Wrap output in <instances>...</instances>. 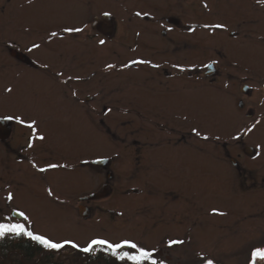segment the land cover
<instances>
[{"label": "flooded vegetation", "instance_id": "obj_1", "mask_svg": "<svg viewBox=\"0 0 264 264\" xmlns=\"http://www.w3.org/2000/svg\"><path fill=\"white\" fill-rule=\"evenodd\" d=\"M220 23L226 27H205ZM85 25L83 33L62 31ZM51 31L60 35L50 38ZM32 42L41 48L29 53ZM107 108L112 112L104 115ZM16 114L36 119L47 139L30 149V130L0 119V197L12 192L34 206L46 200L58 218L67 206L79 222L130 220L143 245L160 249L166 264H206L203 254L183 246L222 234L231 241L238 232L230 229L233 219L253 225L255 206L264 205V156H256L254 141L264 137V4L0 0V117ZM257 119L242 142L231 139ZM193 127L210 139L196 137ZM97 147L104 153L96 154ZM100 156L109 161L82 163ZM33 162L67 168L40 173ZM96 167L104 174L94 173ZM208 197L221 204H209ZM15 204L6 215L24 222L12 210L25 209ZM170 239L185 244L169 249ZM75 243L83 248L88 241ZM96 249L76 251L90 259Z\"/></svg>", "mask_w": 264, "mask_h": 264}, {"label": "rangeland", "instance_id": "obj_2", "mask_svg": "<svg viewBox=\"0 0 264 264\" xmlns=\"http://www.w3.org/2000/svg\"><path fill=\"white\" fill-rule=\"evenodd\" d=\"M244 19L242 14L240 15V20ZM259 22L257 23L258 27L263 25L260 22L259 18H256ZM262 19V18H260ZM262 92V91H261ZM254 141H257L261 148L260 152L264 156V137L256 135ZM252 142V141H251ZM109 149V147H107ZM105 148H96V154L104 153ZM214 153H218L215 151ZM264 159V158H261ZM134 181V179H131ZM131 185H135V182H132ZM64 192H67L64 189ZM208 196V195H207ZM6 195L0 197V222H3V217L7 216L10 207L20 204L30 215L32 222V229L38 234H43L49 236L50 238L56 240L57 242H62L63 240H70L78 242L80 244H85L89 241L90 238H108L113 241H117L123 237L134 238L135 241L143 245L145 238H142L138 232L133 230L134 223L130 220L114 219L110 220L109 218L101 217L98 221H89V222H79L76 220V217L71 212V209H60V217H56L51 213V209L48 208L46 200H43L41 204L34 206L32 204V199L27 198L20 199L18 194H15V199L11 204H7L5 201ZM45 197V195H44ZM72 201V199H71ZM212 204V202L221 204V199L217 200L206 199V202ZM70 202V199L60 193V203L64 206ZM258 201L255 203L257 204ZM257 219L255 223L250 225L244 223L245 217H236L233 219V224L235 227L231 226V231L235 230L237 232L238 240L236 236L231 241H229L228 234L217 235L214 239H208L204 242H198L196 245L192 242V245L183 246L184 249H189L196 251L197 255H204L205 259H214L223 262V264H248L249 251L255 246H264V205L257 204L256 206ZM135 211V210H134ZM211 207L204 210L205 213H210ZM5 222V221H4ZM234 231V232H235ZM134 236V237H132ZM182 258H177L175 260L181 261ZM199 260V259H198ZM176 262V261H175ZM257 264H264V261H257Z\"/></svg>", "mask_w": 264, "mask_h": 264}, {"label": "snow or ice", "instance_id": "obj_3", "mask_svg": "<svg viewBox=\"0 0 264 264\" xmlns=\"http://www.w3.org/2000/svg\"><path fill=\"white\" fill-rule=\"evenodd\" d=\"M31 2V0H29ZM258 3L264 4V0H257ZM205 7L207 5L205 4ZM104 16H109L111 13L105 12L103 13ZM137 16H140L141 13H136ZM146 15V13H145ZM84 27H75V26H64L62 31L64 33H83L85 31ZM205 27H211L213 29H223L226 27L225 24H213V25H205ZM60 35L57 31H51L49 33L50 38H56ZM99 43L101 45H104L106 43L105 40L101 39L99 40ZM41 48V43L32 42L30 46L26 48L27 52L34 53L37 50ZM150 61L147 60H133L131 61V64H149ZM218 63L217 61H213L211 64H205V68H212L214 64ZM153 67H159V65H152ZM43 67L47 68L48 65L44 64ZM108 68H114L115 65L108 64ZM124 67H130V64H125ZM173 67H181L179 65H173ZM181 70L183 68L181 67ZM58 75H61V73H58ZM79 79V77H77ZM225 88L228 87V85L224 86ZM6 92L11 93L13 91L12 88H6ZM73 97L77 96L76 92L72 93ZM112 109L107 108L104 111V115H107L108 113H111ZM2 120H14L17 124L26 127L30 130L31 135L29 137V141L27 144V147L32 149L35 147V141L44 142L47 137L46 134L43 132V130L40 128L39 122L34 118L25 119L24 115L22 114H16V115H7L0 117ZM187 119V117H185ZM261 123L259 119L255 120L250 126H246L243 131L237 129L236 134L232 135L231 139L236 142H242L243 137L252 133L254 130H256L257 126ZM192 132L195 134L196 137H200L203 140L207 141L210 139L208 135H202L201 131L193 127ZM35 138V140L33 139ZM220 137L216 136L215 140H219ZM257 152L256 156L259 157L261 155V152L259 149L261 148L260 145H257ZM117 158H119V153H117ZM109 161V157L107 156H100L95 160L88 161L84 160L82 163L84 164H94V165H103L106 164ZM32 167L35 168L40 173L48 172L52 169L57 168H67V165H62L59 163H49L46 167H40L35 162L32 163ZM94 173H97L99 175H103L105 170L96 167L93 169ZM48 195H53V190L51 188L47 189ZM15 199L12 192H8L7 196L5 197V201L8 204H11L13 200ZM16 215L23 218L24 222H11L10 216L3 217V220L5 222H0V239H3L5 237H27L30 240L38 243L41 245L44 249L48 250H56L59 251L63 249L66 245H71L72 248L79 249L80 251L84 253H92L97 246H100L104 252L110 253L112 257H114L116 260L124 262V264H166V259L160 254V249L158 248H149L145 245L140 244L139 242L130 239V238H121L117 241H113L108 238H93L88 241L87 245L83 248H80V246L70 240H64L62 242H57L56 240L50 238L49 236L38 234L33 231L32 229V222L30 215L27 214L25 211H18L16 209L12 210ZM214 214L216 215H226L224 212H220L217 209L212 210ZM185 241L180 239H170L167 242V247L171 249L173 246L177 245H184ZM128 249V251H121L122 249ZM202 262H205L204 257H200ZM257 261H264V246H255L253 247L249 252V260L248 264H257ZM206 264H215L214 260L212 259H206Z\"/></svg>", "mask_w": 264, "mask_h": 264}, {"label": "trees", "instance_id": "obj_4", "mask_svg": "<svg viewBox=\"0 0 264 264\" xmlns=\"http://www.w3.org/2000/svg\"><path fill=\"white\" fill-rule=\"evenodd\" d=\"M96 250L94 256L85 259L71 245L56 251L44 249L27 237H5L0 239V264H124L102 248Z\"/></svg>", "mask_w": 264, "mask_h": 264}]
</instances>
